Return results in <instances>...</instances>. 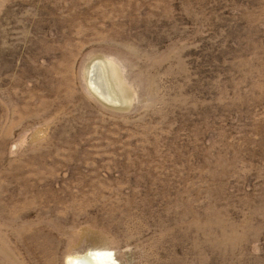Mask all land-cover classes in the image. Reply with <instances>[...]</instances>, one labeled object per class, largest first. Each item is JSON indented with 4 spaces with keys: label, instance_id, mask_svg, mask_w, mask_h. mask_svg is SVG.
<instances>
[{
    "label": "rangeland",
    "instance_id": "rangeland-1",
    "mask_svg": "<svg viewBox=\"0 0 264 264\" xmlns=\"http://www.w3.org/2000/svg\"><path fill=\"white\" fill-rule=\"evenodd\" d=\"M264 264V0H0V264Z\"/></svg>",
    "mask_w": 264,
    "mask_h": 264
},
{
    "label": "bare ground",
    "instance_id": "bare-ground-1",
    "mask_svg": "<svg viewBox=\"0 0 264 264\" xmlns=\"http://www.w3.org/2000/svg\"><path fill=\"white\" fill-rule=\"evenodd\" d=\"M100 254L87 253L82 256L74 257L71 259L70 264H102Z\"/></svg>",
    "mask_w": 264,
    "mask_h": 264
}]
</instances>
